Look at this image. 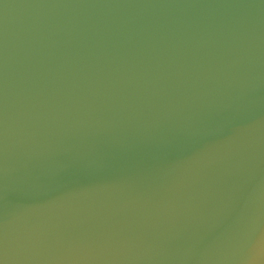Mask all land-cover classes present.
Masks as SVG:
<instances>
[{
  "label": "water",
  "instance_id": "95a60500",
  "mask_svg": "<svg viewBox=\"0 0 264 264\" xmlns=\"http://www.w3.org/2000/svg\"><path fill=\"white\" fill-rule=\"evenodd\" d=\"M0 264H264V0H0Z\"/></svg>",
  "mask_w": 264,
  "mask_h": 264
}]
</instances>
